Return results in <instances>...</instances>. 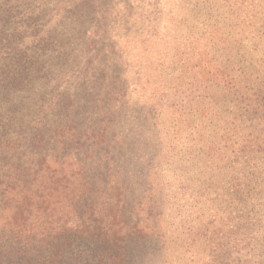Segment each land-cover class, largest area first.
<instances>
[{
    "label": "trees",
    "instance_id": "1",
    "mask_svg": "<svg viewBox=\"0 0 264 264\" xmlns=\"http://www.w3.org/2000/svg\"><path fill=\"white\" fill-rule=\"evenodd\" d=\"M79 1L70 12L87 16L93 3ZM204 8V36L224 46L230 71L208 80L232 89L235 131L233 145L220 147L204 109L200 149L215 167H233L222 188L204 171V251L194 259L264 264V0H204ZM41 15L32 0H0V264H175L146 162L116 155L127 144L141 158L154 140L175 138L174 104L166 95L159 113L139 108L148 111L142 132L127 140L114 124L136 107L124 57L113 47L103 54L94 39L90 59L68 69L57 28H39Z\"/></svg>",
    "mask_w": 264,
    "mask_h": 264
},
{
    "label": "rangeland",
    "instance_id": "2",
    "mask_svg": "<svg viewBox=\"0 0 264 264\" xmlns=\"http://www.w3.org/2000/svg\"><path fill=\"white\" fill-rule=\"evenodd\" d=\"M39 1H43L41 6L32 0L34 9L42 14L39 28L56 26V35L60 34L64 46L56 54L67 62L68 69H74L77 61L90 59L87 47L95 40L104 44L103 54L113 47L115 55L124 57L125 75L132 85L126 95L136 102V107L127 109L126 116L114 124L127 140L133 141L142 132V113L148 111L139 108L159 113L166 95L171 99L175 138L170 136L169 143L154 140L153 147L147 148L141 158V148H129L127 144L122 145L123 149L120 146L116 155L122 159L131 157L128 160L131 163L146 162L154 206L158 211L164 210L158 218L162 223L160 231L168 239L174 263H204L203 259H194L204 251V171L217 173L219 180L224 181L220 182L222 188L227 172L233 167L227 160L215 167L210 162L213 156L200 149L204 145V109L212 111L208 116L213 122L206 123L216 130L214 136L220 147L226 143L233 145L235 131L232 89L222 82L214 84L208 80L229 70L219 57L225 51L224 46L208 42L204 36V0H88L94 9L87 10V16L80 11L72 15L69 7L74 0H67L68 4L66 0L64 4L63 0ZM75 2L80 4L79 0ZM94 32L97 36L92 38ZM165 59L166 64L162 65ZM68 69L65 68V73L74 74ZM168 73L171 84L168 88L161 87L160 82L164 81L161 76ZM226 90L230 91L228 99L224 98ZM134 108L136 111L132 113ZM227 125L232 127L229 133ZM219 216L223 218L225 214Z\"/></svg>",
    "mask_w": 264,
    "mask_h": 264
}]
</instances>
